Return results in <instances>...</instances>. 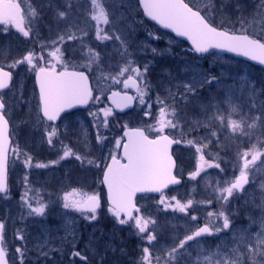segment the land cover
Listing matches in <instances>:
<instances>
[{"label":"snow or ice","instance_id":"6c2138e0","mask_svg":"<svg viewBox=\"0 0 264 264\" xmlns=\"http://www.w3.org/2000/svg\"><path fill=\"white\" fill-rule=\"evenodd\" d=\"M91 6L90 19L95 23L94 38L96 41H118L123 50L119 55L126 63L116 71L115 75H107L101 64V54L93 50L85 38L89 36L87 26L82 25L84 17L75 16L81 11L79 0H47V7L57 21L58 36L53 40V50L47 52L50 59L44 54L27 51L19 59H14L5 66H0V198L10 199L9 167H15L19 162L24 169H46L49 163H33V157L20 148L14 141L15 128L10 129L9 115L15 107L25 101L23 93L17 94L13 87V69L26 66V71L34 74L38 94L35 111L37 112L36 125L44 129V137L50 149L55 147L54 139H59L58 121L62 120L65 113L78 106H87L89 102L101 104L103 93L94 95V89L89 83V74L100 72L106 79L110 78L116 85H123L125 91H111L107 100L111 106L105 105L95 111H90L92 127L96 130V142L102 145L108 139L101 129L109 130V118L114 117L115 111L123 112L133 106V101L145 107L144 116H152V102H146L151 88L147 79L149 65L142 67L132 66V53L127 51V45L120 33L119 24L128 19V12L132 7L131 0H110L114 5L111 11L112 31H105L101 25L110 24L109 10L102 0H88ZM136 7L142 8L143 15L154 21L164 29H169L177 37L190 41L192 49L197 54H206L210 50H219L234 53L248 60L264 65V0L256 4V13L250 21L243 15L242 5L236 3L237 19L240 27L235 25H217L212 16L219 12L223 14V5L217 8L213 0H207L202 9L191 3V0H136ZM43 7V5H41ZM119 9L120 11H117ZM29 15L33 18L26 26V17L22 2L18 0H0V33H15L25 40L33 36V22L39 21V14L32 10ZM64 22L59 27V22ZM259 34L250 32L253 24ZM153 39L159 37L149 33ZM68 41H79L80 47L72 51H80L86 57V62L76 64L65 59L62 47ZM43 47V46H42ZM87 47L88 52L83 49ZM155 53V49H152ZM71 65V66H70ZM7 69V70H6ZM80 69H87V72ZM126 73H131L126 76ZM219 83L216 76H205L201 80L174 81L167 88V96L159 93L155 97L158 113L154 123L145 127L130 128L122 125L123 135L115 138V149L109 153L110 162L104 164L102 171V184L107 189L109 214L122 226L133 229V234L142 242L140 255L135 264H264V214L259 220V231L252 234L248 229L236 231L233 229L231 204L235 200L245 199L250 196L247 186L258 187L261 193L260 204L257 205L264 213V182L258 186L255 183V173L264 169V110L251 117L241 116L240 120L232 119V113L237 112V105L232 103L231 93L224 101L200 102V90L205 84ZM128 89H133L135 95H129ZM5 90H8L5 93ZM264 94V89L259 90ZM258 90L251 86L249 95L255 97ZM168 101H171L169 104ZM221 103H226L230 108L228 117L222 113ZM256 105L253 104V107ZM192 114H189V110ZM67 131V129H65ZM155 133V135H151ZM191 137V138H188ZM246 138L250 145L244 149L237 144L235 162L221 156L220 151H226L229 145L225 141H241ZM254 141V142H253ZM63 145V140H60ZM173 145H184L194 149L195 166L188 173V180L197 181L202 173L208 169L218 170L215 184L206 185L211 190L209 198L195 201L188 198L186 202L177 199L176 195L168 197L165 193L170 186L182 183L183 174L177 170V163L171 151ZM66 150L59 156L60 160L74 157L75 160L84 162V158L72 149L64 146ZM260 162L258 165L257 162ZM56 161H51L54 166ZM90 166L101 167L99 162L89 160ZM233 172L229 176L228 169ZM238 170V174L237 171ZM21 183L26 189L20 196V207L26 209L22 212L21 220L27 217L45 218L48 203L39 202L33 205L28 196L29 173L25 171ZM195 191V187L192 189ZM159 194L156 204L163 206V211L171 209L173 213H183L191 222L200 218L194 213V205L211 206L214 202L218 205L215 210L205 208L206 216L203 225L193 223L190 231L183 238L173 239L169 244L160 243V233L157 230V221L150 216L141 214L137 196L143 194ZM247 203V201H245ZM62 207L64 210L82 215L89 223L97 219L98 209L101 207L98 194L78 193L73 190L63 196ZM161 209L158 207L157 211ZM66 215V221L70 218ZM218 221H222L219 223ZM256 223V221H253ZM150 225L152 227H150ZM70 226V225H69ZM6 221L0 220V264H25L27 259V235L23 228L15 229L14 239L20 241L10 255L9 248L5 247ZM232 232V243L235 247L224 250L219 245L216 248H206L203 238L219 236L222 232ZM73 257L87 261V257L75 251V232L71 233ZM194 242L197 249L195 258L191 249ZM42 245H37L40 250ZM41 251L40 254L48 256L50 251Z\"/></svg>","mask_w":264,"mask_h":264},{"label":"rangeland","instance_id":"374dc122","mask_svg":"<svg viewBox=\"0 0 264 264\" xmlns=\"http://www.w3.org/2000/svg\"><path fill=\"white\" fill-rule=\"evenodd\" d=\"M22 2L24 14L27 22L33 18L29 15L30 11L35 10L39 14V21L33 22L34 39H40L43 50L45 48V58L49 59L47 52L53 50L52 41L58 36L57 21L53 19L52 11L47 7V0H19ZM62 2V0H57ZM106 4V10H109L110 24L101 25L105 31L111 32V9L114 5L110 0H102ZM259 0H213L217 8L223 5V14L217 12L211 18L217 25L240 27L237 19L239 13L236 11V3L242 5L243 15L250 21L256 13V4ZM132 7L128 12V19L118 25L122 38L127 45V51L132 53V66L139 65L143 70V65H149L147 79L151 88L146 102H152V116H144L145 107L137 104L132 112L123 116L109 118V130H103L104 135L108 137L100 145L96 142V130L92 127V118L90 111H95L100 107L108 105L106 96L111 91H121L122 84L116 85L110 78L106 79L100 72L88 73L89 79L94 89V95L103 93V102L99 105L91 102L88 109L84 111H73L66 114L59 122V139H54L55 147L50 149L44 137L42 126L36 125L37 112L35 111L36 99L34 93L36 89L31 81L30 73H26V66H20L16 69L17 75L13 87L17 94L23 93L25 101L15 107L9 115L10 129L15 128L13 139L21 149L33 157V163H49L46 169H24L18 162L15 167L10 164L9 167V187L11 198H0V220L6 221L5 247L9 248L10 255L14 253L16 245L20 241L14 239L13 233L17 228H23L27 235V259L25 264H135L138 260L141 244L139 237L133 234V229L128 226L119 225L114 217L107 211L108 207L103 205L97 213V219L89 223L83 219L82 215L76 212L64 210L62 207L63 196L76 190L78 193L98 194L104 201L105 193L101 186V177L103 166L109 159V153L118 150L115 149V138L122 136V125L127 124L130 128L145 127L148 123H154L158 113V105L155 103V97L159 93L161 96H167V88L170 82L188 81L192 79L201 80L205 76H216L219 83L205 84L200 90V102L224 101L228 93H231L232 103L237 105V112L232 113L231 118L240 120L241 116L251 117L264 110V94L259 90L264 89V71L238 61L228 56H221L214 53L204 57H197L184 42L175 39L172 35L159 31L157 28L149 25L141 14L138 7L135 6L136 0H131ZM191 3L197 7L204 8L207 0H191ZM43 5V7H41ZM81 11L75 16H83L82 25L87 26L89 36L85 38L88 45L101 54V64L105 74L115 75L119 67L124 66L125 59L119 55V50L123 46L118 41H96L94 38L95 23L90 19L91 6L88 0H79ZM117 11H120L117 9ZM64 22H59V27H63ZM254 23L250 32L259 34ZM153 33L159 39H153L149 36ZM21 36L10 31L8 34L0 33V66H5L14 59H19L27 53V46L20 40ZM65 52V59L73 61L76 64L86 62V57L82 56L80 51H72L73 47L79 49V41H68L62 46ZM155 49V53L152 51ZM84 53L88 48L83 49ZM71 66V65H70ZM7 70V69H6ZM87 72V69H80ZM131 73H126L127 75ZM254 85L258 90L255 97L249 95L251 86ZM8 92V91H7ZM6 92V93H7ZM135 95V93L133 94ZM170 104L171 101H168ZM253 104L256 106L253 107ZM221 110L225 117L231 111L226 103H221ZM192 114V110H189ZM67 129V131H65ZM152 135V133H151ZM191 138V137H188ZM63 140V145L60 144ZM254 142V141H253ZM229 145L226 151H220L225 159L235 162L237 154V144L241 149L249 147L246 138L241 141H225ZM64 146L72 149L74 153L80 154L84 162L75 160L74 157L60 160L59 156L66 150ZM174 159L177 163V170L183 174L182 186L168 191L166 195L171 197L176 195L177 199L186 202L188 198L195 201L209 198L211 190L206 187L209 183L215 184L218 170L208 169L207 173H202L197 181L188 180L187 176L195 166L194 149L184 145H177L173 150ZM93 160L99 162L101 167L90 166L87 161ZM51 161H56L55 165ZM258 165L260 162H257ZM25 171L29 173L28 196L33 205L39 202L48 203L45 218L27 217L21 220L22 212L26 209L20 207V196L26 189L21 183ZM237 174H238V170ZM233 169L229 167L228 175L231 176ZM255 183L258 186L264 182V169L255 173ZM195 187V191H193ZM250 196L245 199L233 201L231 204L233 229L237 232L241 229H248L252 234L259 231V220L262 209L260 204V191L253 185L247 186ZM158 197H141L138 199V205L141 207V214L150 216L157 221V230L160 233L161 244H171L173 239L183 238V235L190 231L193 223L203 225L205 222L206 211L215 210L218 205L214 202L210 207L204 205H194L197 209L190 214L199 216L197 222H191L183 213H173L171 209L163 211V206H158L156 200ZM247 201V203L245 202ZM160 211H157V208ZM70 220L66 221V215ZM256 221V223H253ZM222 223V221H218ZM70 225V226H69ZM150 227H152L150 225ZM75 232V251L81 252L88 259L82 261L79 257H73L72 232ZM206 248H216L227 250L235 247L232 243V232H222L219 236H212L203 240ZM192 256L195 258L197 249L194 242ZM42 245L40 250L37 245ZM50 251L48 256L41 255V251ZM18 264V261H17ZM191 264V261L189 262Z\"/></svg>","mask_w":264,"mask_h":264},{"label":"water","instance_id":"95a60500","mask_svg":"<svg viewBox=\"0 0 264 264\" xmlns=\"http://www.w3.org/2000/svg\"><path fill=\"white\" fill-rule=\"evenodd\" d=\"M139 9H140V11H141V13H142V15H143L142 8H139ZM143 18H144V20H145L146 22H148L149 24L155 26V27L158 28L160 31L165 32V33H168V34L172 35L175 39H177V40H179V41H182V42L186 43V44L188 45V47L191 49V51H192L197 57L206 56V55H208V54H210V53H216V54L221 55V56H230V57H233V58L236 59V60L244 61V62H246V63H248V64H251V65H253L254 67L260 68L261 70L264 71V65H260V64H258L257 62H254V61L248 60V59L245 58V57L237 56V55L234 54V53H227V52H223V51H219V50H210V52H209V53H206V54H197V53H195V51L192 49V45H191L190 41H188L186 38H183V37H177V36L175 35V33H173L171 30L162 28L161 26L157 25L154 21L150 20L149 18H147V17L144 16V15H143ZM89 83H90V81H89ZM90 86H91V84H90ZM131 90H133V89H131ZM6 91H8V90H5V92H6ZM37 91H38V87H37ZM133 91H134V90H133ZM109 95H110V94H109ZM107 101H108V100H107ZM90 103H91V102H89V104H88L87 106H78V107H76V108L70 110L68 113H71V112H73V111H77V110H86V109L89 107ZM108 103H109V105H110V102H109V101H108ZM110 106H111V105H110ZM133 108H134V101H133V106H132L131 108L126 109V110L123 111V112H120V111L117 110V111H115V113L118 114V115H123V114H126V113L130 112ZM68 113H65L64 115H66V114H68ZM64 115H63V116H64ZM58 122H59V121H58ZM58 122H57V123H58ZM122 135H123V131H122ZM175 147H176V145H173L171 151H173V149H174ZM109 162H110V161H109ZM109 162H108V163H109ZM101 181H102V179H101ZM101 184H102V182H101ZM181 186H182V183H181L180 185H178V186H170L169 189H166V190H165V192L169 191L170 189H176V188H179V187H181ZM102 187H103L104 192H105V200H106V202H107V204H108V199H107V189H106V187H105L103 184H102ZM147 196H156V197H158L159 194H157V193H152V194H147ZM139 197H144V195H143V194H138L137 198H139ZM108 206H109V205H108Z\"/></svg>","mask_w":264,"mask_h":264},{"label":"flooded vegetation","instance_id":"af4514ba","mask_svg":"<svg viewBox=\"0 0 264 264\" xmlns=\"http://www.w3.org/2000/svg\"><path fill=\"white\" fill-rule=\"evenodd\" d=\"M18 2H20L19 0H18ZM23 7V6H22ZM24 9V8H23ZM28 25V22H27V18H26V26ZM12 33H15V31L14 30H12ZM20 40L24 43V44H26V46H27V51H29V50H31V51H34L36 54H44V55H46V53H45V48H44V50H43V47H42V43L40 42V39H38V38H36V39H34V36H32V37H30L29 39H27V40H25L23 37H21L20 38ZM49 59H50V57H49ZM13 71V73H14V78H13V84L15 83V80H16V77H15V75H17V72H16V69H13L12 70ZM25 72L26 73H28L27 71H26V69H25ZM31 75V81H30V83H32V85H34V87H35V89H36V93L38 94V91H37V86H36V84H35V77H34V74H30ZM123 91H125L124 89H123V86L121 87V92H123ZM128 91V93L130 92L129 90H127ZM6 93V92H5ZM136 102V104H137V101H135ZM152 135H155V133H152ZM208 238H210V237H205V238H203V240H206V239H208Z\"/></svg>","mask_w":264,"mask_h":264}]
</instances>
